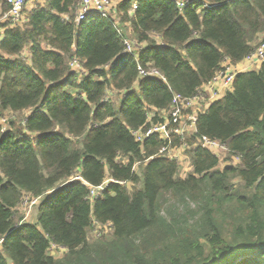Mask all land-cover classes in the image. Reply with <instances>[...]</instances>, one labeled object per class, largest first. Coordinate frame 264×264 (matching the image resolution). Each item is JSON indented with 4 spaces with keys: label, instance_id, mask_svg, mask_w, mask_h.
I'll return each instance as SVG.
<instances>
[{
    "label": "trees",
    "instance_id": "trees-1",
    "mask_svg": "<svg viewBox=\"0 0 264 264\" xmlns=\"http://www.w3.org/2000/svg\"><path fill=\"white\" fill-rule=\"evenodd\" d=\"M35 1L21 26L0 25V264H264V64L236 75L194 136H172L170 149L188 148L185 177L159 154L161 136L133 135L256 50L264 0H113L121 34L97 13L77 25L81 0ZM8 11L0 0V19ZM128 36L146 45L137 57ZM203 136L227 144L228 158L197 147ZM25 199L39 201L35 223L19 215ZM94 227L104 235L90 241Z\"/></svg>",
    "mask_w": 264,
    "mask_h": 264
},
{
    "label": "built area",
    "instance_id": "built-area-1",
    "mask_svg": "<svg viewBox=\"0 0 264 264\" xmlns=\"http://www.w3.org/2000/svg\"><path fill=\"white\" fill-rule=\"evenodd\" d=\"M30 0H4L9 6V11L3 15L0 19V25L12 27L21 26L25 21L24 11ZM190 1H179L178 7L182 10L186 7ZM137 8L136 3L133 5V10ZM97 13L104 19L110 20L121 34L122 30L119 29L117 22L118 18V3L113 0H81L78 8V16L76 19L77 25H79L89 14ZM5 32L4 28H0V35ZM125 53L138 56V53L142 50V44L136 41L124 38ZM245 63L251 65L264 64V42H261L256 50L251 53L245 60ZM238 66V65H237ZM237 66H234L230 61H226L223 64L222 70L219 71L215 78L195 95L186 97L183 95H174L171 105L168 110L158 113L162 122L158 125H151L146 131L134 132L136 140L143 144L147 138L152 135H159L167 143L166 146L160 151V155H166L174 159L178 164L179 153H175L181 149L187 148L186 144L181 149H170L172 143V136L180 138L182 141L186 137L194 136L197 132L196 124L200 114L208 111L211 103L223 98L225 93L232 88L236 75L239 73ZM70 67L73 72L84 74V71L78 61L73 59L70 63ZM139 75L142 78H155L165 81L163 75L155 68H149L148 70L142 67L138 68ZM116 93V92H113ZM157 111H153L151 118L155 116ZM5 119H0V123H4ZM193 130V132H191ZM6 131V127L3 128V132ZM197 147L207 149L216 155L219 159H222L223 155H229L230 150L227 144L209 137L203 136L198 139ZM177 150V151H176ZM174 156H173V155ZM234 161L238 164L240 162L239 156H234ZM109 182L106 181L101 187L93 189L91 192V199L99 195L100 192L106 190L109 186ZM84 185H87L83 182ZM125 185L126 183H120Z\"/></svg>",
    "mask_w": 264,
    "mask_h": 264
},
{
    "label": "rangeland",
    "instance_id": "rangeland-1",
    "mask_svg": "<svg viewBox=\"0 0 264 264\" xmlns=\"http://www.w3.org/2000/svg\"><path fill=\"white\" fill-rule=\"evenodd\" d=\"M31 5H32V2H31V4L27 5V9L26 10H28V6L30 7ZM263 40L264 39L261 37L259 44ZM23 59H24V61H28V63H29V57H27V55H24ZM26 115H28L27 112L24 113V114L21 113V114H15V115H12V114L11 115H7V116H5V118H7V124H8V122L9 123L18 122V121L22 120ZM186 138H188V137H186ZM187 149L188 148H184V149H181L179 151L176 150L177 152H175V153H179V156H177L178 157L177 159L179 161V166H180L179 173H181L182 177H185L186 175H188L191 172L190 160H189V158L187 157V154H186V151H188ZM227 158H228L227 155H223L221 160H225ZM136 171H138V166H137ZM78 180H80V178L77 177V178H74L72 181L74 182V181H78ZM132 186L133 185L131 183L128 185L129 190L133 189ZM139 187H140V185H139ZM103 191H105V190H103ZM37 203H39L38 200L25 199L22 202V204L19 206L18 212H19V215L21 216V218H23V222H26V223H35V222H37V215H38V208H37V205H36ZM100 230H101V228L98 229V227H94V231L95 232L93 231L94 234H93V232L90 234L89 240L92 241L93 239H95V240L99 239L100 233L103 236L104 234L102 232H100ZM109 231H110V228L107 227L106 231H105V234H107L106 235V239L107 240L111 239V237H112V235H110V234L108 235ZM49 253L52 256H54L55 258H62L67 253V251L65 249H58V248H54L53 247V248L50 249Z\"/></svg>",
    "mask_w": 264,
    "mask_h": 264
},
{
    "label": "crops",
    "instance_id": "crops-1",
    "mask_svg": "<svg viewBox=\"0 0 264 264\" xmlns=\"http://www.w3.org/2000/svg\"><path fill=\"white\" fill-rule=\"evenodd\" d=\"M31 2H32V5L29 7L28 6V11H30L31 9H33L34 8V6L38 3L37 1H35V0H30L29 2H28V4H31ZM27 4V5H28ZM39 4H44V1H39ZM208 6V5H207ZM26 9H27V7H26ZM127 26H129V25H127ZM4 34H5V32L4 33H2L1 35H0V38H2L3 36H4ZM129 37V36H128ZM130 38V37H129ZM129 38H127V39H129ZM130 39H132V41H135L132 37L130 38ZM129 39V40H130ZM146 47V45L143 43L142 44V50L144 49ZM28 53V54H27ZM140 53V52H139ZM139 53H138V55H139ZM24 55H27V57H29V61H30V58H31V53L29 52V50H26L25 52H24ZM24 55H23V58H24ZM237 68L239 69V73L240 72H250V71H253V70H258L259 68H260V65H251V64H248V63H245V62H243V63H241V64H239L238 66H237ZM191 132H193V130L191 131Z\"/></svg>",
    "mask_w": 264,
    "mask_h": 264
}]
</instances>
